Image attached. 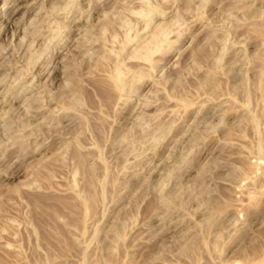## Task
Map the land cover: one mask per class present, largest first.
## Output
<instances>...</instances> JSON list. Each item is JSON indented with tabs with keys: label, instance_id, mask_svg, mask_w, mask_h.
Here are the masks:
<instances>
[{
	"label": "rangeland",
	"instance_id": "1",
	"mask_svg": "<svg viewBox=\"0 0 264 264\" xmlns=\"http://www.w3.org/2000/svg\"><path fill=\"white\" fill-rule=\"evenodd\" d=\"M0 264H264V0H0Z\"/></svg>",
	"mask_w": 264,
	"mask_h": 264
},
{
	"label": "bare ground",
	"instance_id": "2",
	"mask_svg": "<svg viewBox=\"0 0 264 264\" xmlns=\"http://www.w3.org/2000/svg\"><path fill=\"white\" fill-rule=\"evenodd\" d=\"M2 16H3V14H2ZM6 17H8V16H6ZM3 18V17H2ZM9 20V19H8ZM8 27V26H7ZM157 36V35H156ZM116 75V74H115ZM119 75V74H118ZM114 76V75H113ZM117 78V77H116Z\"/></svg>",
	"mask_w": 264,
	"mask_h": 264
}]
</instances>
